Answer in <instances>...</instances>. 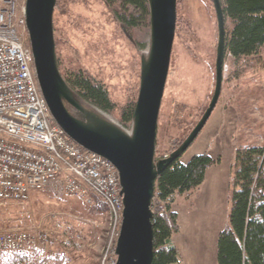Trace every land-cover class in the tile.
Returning a JSON list of instances; mask_svg holds the SVG:
<instances>
[{
    "label": "rangeland",
    "instance_id": "374dc122",
    "mask_svg": "<svg viewBox=\"0 0 264 264\" xmlns=\"http://www.w3.org/2000/svg\"><path fill=\"white\" fill-rule=\"evenodd\" d=\"M177 13L176 36L158 123L157 160L165 157L166 152L170 154L173 144L190 134L208 108L216 85L218 23L213 0H178ZM150 29L149 17L140 19L132 29L124 27L107 0L69 1L67 12L56 8L54 14L59 69L64 78L70 70L90 71L105 83L118 106L133 97L138 99L142 56L150 50ZM24 37L30 44L29 33ZM82 103L126 132H132V122L123 123L118 108L105 111ZM70 109L82 117L80 112ZM244 144H264V49L260 55L240 63L226 56L219 102L197 139L181 157L187 163L195 155L208 153L220 157L226 171L217 187H199L175 196L181 215L190 208L193 216L189 219L185 214L184 231L180 232V224V231L173 235L186 264H218V236L230 224L234 191L230 167L234 165L237 149ZM88 195L92 201L64 192L57 183L33 190L29 201H9L1 208L0 230L44 228L50 240L39 249L46 247L52 254H65L70 259L65 264L100 261L103 264L111 236L109 213L106 218L90 212L93 198L89 192ZM69 235H80L81 239L66 248L63 240Z\"/></svg>",
    "mask_w": 264,
    "mask_h": 264
},
{
    "label": "water",
    "instance_id": "95a60500",
    "mask_svg": "<svg viewBox=\"0 0 264 264\" xmlns=\"http://www.w3.org/2000/svg\"><path fill=\"white\" fill-rule=\"evenodd\" d=\"M25 1L35 75L55 122L77 144L111 160L118 169L124 220L116 246L117 264H152L153 200L157 179L197 139L221 97L227 56L222 0H213L218 23L214 94L202 118L182 144L158 160V123L176 36L178 0H147L151 43L148 55L142 56L141 82L131 133L83 104L63 77L57 61L54 31L58 0ZM70 107L82 117L76 116Z\"/></svg>",
    "mask_w": 264,
    "mask_h": 264
},
{
    "label": "trees",
    "instance_id": "16d2710c",
    "mask_svg": "<svg viewBox=\"0 0 264 264\" xmlns=\"http://www.w3.org/2000/svg\"><path fill=\"white\" fill-rule=\"evenodd\" d=\"M69 1L84 0H58L56 8L67 12ZM107 2L114 7L118 20L127 29L137 26L140 19L149 17L147 0ZM222 4L226 17L227 55L236 63L260 55L264 49V0H222ZM65 80L82 102L105 111L118 108L121 121L132 122L136 98L118 106L105 83L86 69L68 71ZM183 140L184 137L175 142L170 151ZM181 157L167 166L157 179L153 200L152 264H183L181 252L173 241V235L180 231L179 213L173 208L175 196L199 188L205 182L207 170L221 161L220 157H212L208 153L195 155L187 163L181 161ZM232 170L234 191L230 224L218 236V264H264V144L239 147ZM88 192L93 198L90 212L107 218L105 200L89 187ZM68 261L70 259L65 254H52L46 247L23 253L0 252V264H65ZM96 264H101V261Z\"/></svg>",
    "mask_w": 264,
    "mask_h": 264
},
{
    "label": "built area",
    "instance_id": "2783aa9c",
    "mask_svg": "<svg viewBox=\"0 0 264 264\" xmlns=\"http://www.w3.org/2000/svg\"><path fill=\"white\" fill-rule=\"evenodd\" d=\"M25 0H0V208L29 201L33 190L55 182L69 194L92 199L91 187L110 209L111 240L103 264H116L114 243L123 221V198L114 163L74 142L55 123L36 80ZM80 235L63 240L71 248ZM44 228L0 230V252L23 253L49 243Z\"/></svg>",
    "mask_w": 264,
    "mask_h": 264
},
{
    "label": "crops",
    "instance_id": "0c3cea01",
    "mask_svg": "<svg viewBox=\"0 0 264 264\" xmlns=\"http://www.w3.org/2000/svg\"><path fill=\"white\" fill-rule=\"evenodd\" d=\"M223 165V162L222 160L216 164V165H213L211 166L208 170H207V176H206V179H205V182L200 186L201 189L205 188V189H208L210 187H217L218 184H220L224 178V174H225V169L224 167L222 166ZM232 169V166L230 167V171ZM177 206V203H176V200L175 202L173 203V208L176 209V211L179 213V216H180V224L182 226V229L180 232L184 231L185 229V223H184V219L183 217L186 216L190 219L191 217V209L188 208V210H186L183 215H181V212L178 210V208H176ZM175 243V241H174ZM177 246V245H176ZM178 247V246H177ZM180 250V249H179ZM181 252V251H180ZM182 254V253H181ZM184 258V257H183ZM183 261V264H186V262L184 263V259H182Z\"/></svg>",
    "mask_w": 264,
    "mask_h": 264
},
{
    "label": "bare ground",
    "instance_id": "6f19581e",
    "mask_svg": "<svg viewBox=\"0 0 264 264\" xmlns=\"http://www.w3.org/2000/svg\"><path fill=\"white\" fill-rule=\"evenodd\" d=\"M51 112V111H50ZM55 121V120H54ZM56 123V122H55ZM57 124V123H56ZM61 127V126H60ZM62 128V127H61ZM75 142V141H74ZM79 145V144H78ZM82 147V146H81ZM85 149V148H84ZM98 154V153H97ZM115 165V164H114ZM116 167V166H115ZM116 169H117V167H116ZM117 171H118V169H117ZM119 173V172H118ZM119 177H120V175H119ZM55 182H53V183H51V184H54ZM51 184H49L48 186H50ZM120 184H121V182H120ZM47 186V187H48ZM46 187V188H47ZM88 185H86V190L88 189ZM62 188V187H61ZM89 188H91V187H89ZM45 189V188H44ZM63 189V188H62ZM92 189V188H91ZM121 189H122V187H121ZM43 190V189H42ZM93 190V189H92ZM64 191V190H63ZM94 191V190H93ZM65 192V191H64ZM88 192V191H87ZM95 193H97L96 191H94ZM98 194V193H97ZM99 195V194H98ZM122 195V194H121ZM32 196V195H31ZM101 196V195H100ZM102 197V196H101ZM103 198V197H102ZM122 198H123V195H122ZM104 199V198H103ZM9 202V201H8ZM106 202V201H105ZM7 203V202H6ZM6 203H4L3 205H2V207L6 204ZM107 203V202H106ZM123 205H124V202H123ZM107 206H108V204H107ZM1 207V208H2ZM1 208H0V210H1ZM108 213H109V220H110V209H109V206H108ZM123 220H124V209H123ZM122 224H123V221H122ZM122 224H121V226H122ZM121 226H120V228H119V231H118V235L115 237V240H114V243H116L115 244V246H117V241H118V237H119V235H120V230H121ZM111 228V227H110ZM111 235H112V232H111ZM110 240H111V236H110ZM117 253V252H116ZM117 259H118V256H117ZM117 264V263H116Z\"/></svg>",
    "mask_w": 264,
    "mask_h": 264
}]
</instances>
